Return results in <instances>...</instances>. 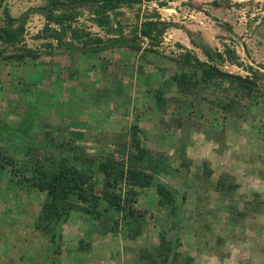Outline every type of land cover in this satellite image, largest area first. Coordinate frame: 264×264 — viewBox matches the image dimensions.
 <instances>
[{
	"label": "rangeland",
	"instance_id": "1",
	"mask_svg": "<svg viewBox=\"0 0 264 264\" xmlns=\"http://www.w3.org/2000/svg\"><path fill=\"white\" fill-rule=\"evenodd\" d=\"M161 2L164 6H159L158 3ZM43 5L44 3L40 0H5L3 2V7L14 18ZM78 11L81 14L71 24V28L81 30L89 34L91 38H100L102 41L119 38L117 34L107 35L103 30L95 27L90 22L91 14L88 8H79ZM153 11L162 21L176 25L164 31L157 47H149V40L143 38L140 40L138 53L123 48H112L98 53L77 54L78 68L73 66L72 72L79 70L84 75L90 59L96 61L95 69L104 68L106 72H104L108 79L106 89H109H105L101 98L92 93V89H90L91 93L84 95L85 98L87 97L86 105L80 104L86 110L84 114H78L77 120L85 121L83 122L85 124L77 128V132L73 129L72 133L66 134L68 138L76 140L75 145L81 146L87 157L96 159L99 153L107 155L113 151V146L109 143L124 141L123 135L135 123L132 118L134 110L131 108L142 105V109H145L151 106L149 93L156 87L164 90L167 78L174 71L168 63H164V71L161 72L149 75L134 74L139 63L151 57L145 52H155V58H159L168 54L177 56L182 49H188L200 61L206 60L198 49L192 48L184 31L190 33L189 38L195 43L209 47L218 53L222 54L224 47L233 51L238 64L231 65L223 62L216 66L219 71L249 78L250 74L245 70L249 67L264 75V0H143L138 6L121 7L117 12L119 14L115 16L116 22H112L111 26L112 28L119 26L121 37L130 38L129 31L138 26L145 15ZM109 16L112 20L111 14ZM44 22L41 15L34 12L28 13L22 42L13 49L17 54L22 51H32L36 53L34 57L38 55L47 57L54 54L51 47L49 51L48 47L44 46L48 44L49 39H34V36L39 35ZM67 38L66 31L64 41ZM13 50H10V47L4 48L0 42V57L9 56ZM59 54L66 53L59 48ZM119 54L122 55V59ZM96 56L103 63L99 62ZM32 58L27 55L25 61L36 60ZM139 59H143L142 62H139ZM152 60L154 59L151 58V62ZM10 61L4 64L0 59L1 89L10 91L17 87L21 91L25 89L33 93L32 86L27 83L33 82L31 77L34 81H38L39 72L31 73L27 77L26 74H18L17 68L14 70V65ZM39 67L36 66L34 69L37 70ZM70 70L71 68L67 72ZM256 84L258 92L251 96L242 118L233 125L234 127L228 126L224 132H220V108H217L216 120L205 124L203 123L206 117L205 110L198 117L192 112L191 114L187 112V105H180L173 117L178 118L180 115L181 119L179 118L178 123L187 125L185 128L183 126L175 128L174 121L170 122L169 127L159 124L157 118L167 122L169 117L160 116L155 111L140 108L136 113L138 114L136 126L139 132L137 137L141 145L156 155H161L165 167L167 165L170 167L165 174L154 173V179L171 189L177 200L175 229L173 231L169 227H164V230L168 236L179 238L181 243L179 250L184 256L192 258V264H264V132L258 123L259 118L251 120L254 116H261V120L264 119V78L258 80ZM114 88L117 92L113 96L111 90L114 92ZM218 91L220 95L231 92L226 81L221 82ZM37 94L38 92H35V100H37ZM51 98L54 102L60 100L53 96ZM117 98L118 102L120 100L119 105L115 104ZM30 100L34 101L33 95ZM75 105L76 103L72 104V102L64 104L63 112L70 109L76 110ZM93 107L95 112L90 111ZM21 109H23L22 105L10 108L14 115L20 114ZM11 120L16 121V118ZM37 125L27 136L28 139H36V142L39 141V137L40 139L42 137L39 132L40 126ZM235 130L239 132L235 133ZM56 131L62 134V128ZM51 132L53 134L55 130L49 129L45 141L39 145L42 144L44 147L52 144L48 141L52 135ZM112 135H119V137L112 138ZM180 152L182 155H179ZM62 156L66 157L68 165L83 169L84 166L69 157L70 153L63 152ZM95 162L89 165L88 169L93 174L92 180L100 183L101 175L96 172ZM202 162H206L212 172L211 181L223 174L228 181L238 185L232 198L235 210L246 215L244 219L234 217L237 215L231 212L230 207L228 210V199L213 192L211 183L205 182L203 177L199 178L197 167ZM7 181L5 176L0 178V264H72L74 258L72 249L77 245L78 239L91 244L89 251L85 252L87 260H84V257L81 258L83 254H80V264H138L135 258L136 247H150L157 241V236L160 234L159 225L167 222V226H170L172 222V218H167L166 210L155 207L153 184L141 191L138 190L140 193L133 205L137 210L145 211L146 226L142 229L143 232L138 241L133 244L128 243L119 236L100 238L82 219L81 214L70 213L59 229L55 230L61 235L59 255L51 263H47L41 261V258L51 251L45 250L44 247L48 241L34 231L32 226L39 210L41 197L36 193L25 196L24 192L17 195L16 187H14L16 183L12 180H10L12 182ZM209 212L214 218L207 223L206 228L202 226V222H208L204 213ZM233 217L236 218V222L231 227L225 221ZM217 239H221L222 242L217 243Z\"/></svg>",
	"mask_w": 264,
	"mask_h": 264
},
{
	"label": "trees",
	"instance_id": "2",
	"mask_svg": "<svg viewBox=\"0 0 264 264\" xmlns=\"http://www.w3.org/2000/svg\"><path fill=\"white\" fill-rule=\"evenodd\" d=\"M4 1L0 0V42L4 48L10 47V50L21 44L25 20L30 12L41 15L45 21L39 35L34 36V39L53 40L55 45L62 48L67 54L71 44L81 47L98 46L118 40L140 42L143 38L148 39L149 47L154 48L160 44L164 31L176 26L173 23L162 21L153 11L145 15L142 22L129 31L130 38L121 37L120 27L116 25V28H112L111 26L112 22H116L115 16L119 14L118 10L121 7L138 6L143 0H86L92 3L70 7H64L63 4L82 0H40L44 3L43 6L30 9L27 13H22L16 18L10 16L7 9L3 7ZM158 4L164 6L162 2ZM83 7L90 11V22L95 27L103 30L107 35L117 34L119 38L102 41L100 38H91L89 34L83 33L81 30L71 28V24L81 14L78 9ZM66 31L68 32V41H64ZM184 33L192 48L198 49L206 60L200 61L192 51L182 49V47H179L182 52L177 56L168 54L155 58V52H145L150 54V60L146 59V63L144 61L139 63L135 73L133 72L135 75H149L164 71V63L172 66L174 71L167 78L164 90L156 87L149 93L151 106H144L145 109L142 110L155 111L160 116H168L167 122L157 118L159 124L162 123L163 126L169 127L170 122L174 121L175 124H172L175 128L182 126L185 128L187 125L178 123L181 119L180 115L178 118L173 117L180 105H187V112L190 114L192 112L198 117L205 110L206 117L203 119L205 124L216 120V111L217 108H220V132H224L228 126L234 127L233 125L242 118L251 96L258 92V88L220 77L213 72V69L223 62L231 65L237 63L232 50L224 47L223 53H218L209 47L195 43L189 38L188 31H184ZM44 46L51 51L50 43ZM123 49L133 53L140 52L139 46ZM27 55L32 58L36 53L22 51L17 54L13 50L9 56H2L0 59L4 64L9 60L20 64ZM47 55H49L48 52ZM38 57L39 55L32 59ZM151 58L154 59L152 62ZM98 59L100 58L98 57ZM245 70L250 74L249 78L254 83L264 78L263 74L249 67ZM222 81L228 83L229 91H231L226 95L218 93ZM138 108H131L134 110L132 118L135 123L123 135L124 141H112L109 143L113 146L112 153L107 155L99 153V157L96 159L84 155L81 146L75 145L76 140L68 138L60 132L59 134L57 131L53 134L51 132L52 135L48 141L52 144L43 147L42 144L28 141L27 136L31 129L16 127L18 121H11L9 127L3 126L5 124H2L3 127L0 126V134L3 132L0 135V140L4 141L0 143V178L5 176L7 182H15L16 186L14 185V187H16L17 195L24 192L25 196H32L36 193L41 197L39 210L32 226L34 231L48 241L44 246L45 250H51L50 253L47 252L45 256H42L41 261L51 263L59 255L61 235L55 230L59 229L70 213L81 214L82 219L93 228L94 233L100 238L119 236L120 239L128 243L133 244L138 241L143 232L142 229L146 226L145 211H139L133 205L140 191L154 184L155 207L159 210H166L167 218H172V222L170 226H167V222L159 225L160 234L157 236V241L150 247H136V261L138 264H192V258L184 256L180 252L179 238L168 236L164 230V227H169L173 231L175 229L177 200L174 192L163 183L157 182L154 175L160 172L165 174L170 167L169 165L165 167L161 155H156L141 145L137 137L139 132L136 126L138 115L136 113L140 110ZM256 118H259L258 123L264 132V119L261 120V116H254L251 120L254 121ZM237 132L239 131L235 133ZM117 137L119 135H112V138L117 139ZM63 152L70 153L69 157L84 166L83 169H76L68 165L66 157L62 156ZM182 152L179 155H182ZM93 162L96 164V172L101 175L100 183L92 180L93 174L88 169ZM197 168L200 174L199 178L203 177L205 182L211 183L213 192L228 199V210L230 207L231 212L237 215L234 217L244 219L246 215L235 210L232 198L238 185L228 181L223 174L211 181L212 172L206 162H202ZM138 190L140 191L138 192ZM204 215L208 222L203 221L202 226L207 228V223L214 217L210 212L204 213ZM234 217L233 219L228 218L225 223L233 227L236 222ZM220 242H222L221 239H217V243ZM90 246L88 241L78 239L77 245L72 249L74 251L72 264H80V254H83L81 258L85 257V252L89 251ZM209 250L212 249L209 248Z\"/></svg>",
	"mask_w": 264,
	"mask_h": 264
},
{
	"label": "crops",
	"instance_id": "3",
	"mask_svg": "<svg viewBox=\"0 0 264 264\" xmlns=\"http://www.w3.org/2000/svg\"><path fill=\"white\" fill-rule=\"evenodd\" d=\"M66 41H68V39ZM47 42L50 43L52 51H54V54L51 56L46 57L41 55L35 61L33 60L30 62H27L24 59L23 62H20L19 66H17L18 62L16 61L11 62V64L14 65L13 69L16 70L17 68V73L23 75L26 74V77L31 73L37 74L39 72L38 81H34V78L30 76L33 82L27 83L30 84L29 86H32L31 90H33V93H31L30 90V92H27L28 90L25 91V89L21 91L17 87H14L13 89L11 88L12 90L10 91L9 89L2 90L0 87V126L9 127L12 118H16V121H18L16 127L30 128L32 130L33 127H36V125L39 124L37 126H40L39 132L41 134L40 136H42L41 139L38 136L39 141L36 142V139L29 138V142L41 143L45 141L44 139L48 136L49 129L56 131L57 129L60 130L62 128V134L65 135L72 133L71 130L73 129L77 132L76 129L85 124L83 123L85 121L77 120L79 116L78 114H84L86 110L85 107L80 104L82 103L86 105L87 97L85 98L84 95H87L88 92L91 93L90 89H92V93L101 98V94L105 92V89L108 86L106 84L108 79L104 75L106 73L104 68L99 70L95 69L96 61L90 59L89 64H87V72L86 74L84 73L85 76L79 70L72 72V67L76 66V63L79 61L77 53L69 52L68 54L61 55L59 54V48L57 47L55 49L56 45L53 40ZM119 57L122 59V55ZM100 61L101 60L99 59V62ZM101 63L103 62L101 61ZM120 63H122V61ZM36 66H40L39 69L37 68L38 71L34 69ZM76 67L78 68V66ZM70 68L71 70L67 72ZM11 78L12 77H10V79ZM23 80L26 82L25 78H23ZM17 85L18 84H16V86ZM69 89L71 90L68 91ZM35 92H38L37 100H35ZM111 92L114 96L117 89L114 88V92L113 90H111ZM31 95H33L34 101L30 100ZM108 95L112 99L111 93ZM51 96L60 98L62 101L59 102L60 100H57V102H54ZM99 98L98 100H100ZM116 100L115 104L119 105L120 100L119 102L118 98ZM68 102H72V104L76 103L75 106L77 109H70L63 112V105ZM21 105L23 106V109H21L19 113L22 115H14L10 108ZM141 107L142 105L139 106V108ZM90 109L91 112L96 111L95 107ZM11 115L13 116L11 117ZM2 124L5 125L2 126ZM2 133L3 132H1L0 135H2ZM3 142V140H0V143ZM86 258L87 257H84L83 259L87 260Z\"/></svg>",
	"mask_w": 264,
	"mask_h": 264
},
{
	"label": "water",
	"instance_id": "4",
	"mask_svg": "<svg viewBox=\"0 0 264 264\" xmlns=\"http://www.w3.org/2000/svg\"><path fill=\"white\" fill-rule=\"evenodd\" d=\"M91 1H76V2H69L66 4H63L64 7H70V6H83L87 4H91ZM134 46H140V42L138 41H131V40H118V41H112L103 45L98 46H75L73 44L69 45L68 51L70 53H87V52H96V51H102L106 49H112V48H126V47H134ZM213 72L223 78L236 81L241 84H245L251 87L256 88L257 84L251 81V79L241 77L240 75H235L227 72L219 71L218 69H213Z\"/></svg>",
	"mask_w": 264,
	"mask_h": 264
}]
</instances>
